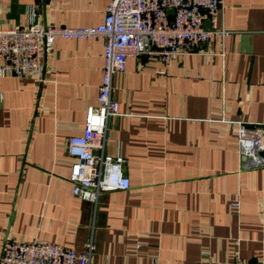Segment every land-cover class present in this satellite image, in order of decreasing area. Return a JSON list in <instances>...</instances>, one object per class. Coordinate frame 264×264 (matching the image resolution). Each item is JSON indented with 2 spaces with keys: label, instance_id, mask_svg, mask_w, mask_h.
I'll return each mask as SVG.
<instances>
[{
  "label": "crops",
  "instance_id": "0c3cea01",
  "mask_svg": "<svg viewBox=\"0 0 264 264\" xmlns=\"http://www.w3.org/2000/svg\"><path fill=\"white\" fill-rule=\"evenodd\" d=\"M108 1L0 0V27L96 24ZM218 25L224 40L113 75L106 149L130 187L96 201L72 193L66 144L96 102L104 38H57L43 81L0 73V253L7 237L91 238L94 264H264V165H242L235 124L264 123V0H224Z\"/></svg>",
  "mask_w": 264,
  "mask_h": 264
},
{
  "label": "built area",
  "instance_id": "2783aa9c",
  "mask_svg": "<svg viewBox=\"0 0 264 264\" xmlns=\"http://www.w3.org/2000/svg\"><path fill=\"white\" fill-rule=\"evenodd\" d=\"M224 0H109L102 20L91 25L43 24L0 27V73L45 80L46 53L57 38H104L103 66L96 102L87 104L82 129L67 139L73 157L68 179L72 193L96 201L104 190L127 189L126 158L107 152L109 120L120 114L112 95V77L126 69L128 56L145 54L163 62L200 51L212 39L224 40L231 30L218 25ZM173 8V13L168 10ZM209 19V27L204 20ZM237 150L244 167L264 165V123L236 121ZM236 208L239 201L232 202ZM90 238L82 250L41 237L5 238L0 264H94ZM229 264H248L239 255Z\"/></svg>",
  "mask_w": 264,
  "mask_h": 264
},
{
  "label": "water",
  "instance_id": "95a60500",
  "mask_svg": "<svg viewBox=\"0 0 264 264\" xmlns=\"http://www.w3.org/2000/svg\"><path fill=\"white\" fill-rule=\"evenodd\" d=\"M170 13H173V8H170L169 10H168ZM204 24L207 26V27H209V19H205L204 20ZM260 153L261 154H264V151H260Z\"/></svg>",
  "mask_w": 264,
  "mask_h": 264
}]
</instances>
